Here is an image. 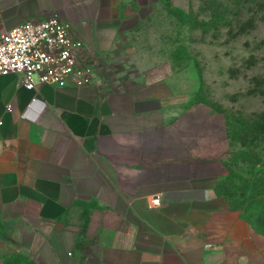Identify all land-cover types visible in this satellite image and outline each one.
<instances>
[{
    "label": "crops",
    "instance_id": "0c3cea01",
    "mask_svg": "<svg viewBox=\"0 0 264 264\" xmlns=\"http://www.w3.org/2000/svg\"><path fill=\"white\" fill-rule=\"evenodd\" d=\"M163 1L0 0V31L57 15L102 68ZM183 77L161 63L115 89L0 78V264H264Z\"/></svg>",
    "mask_w": 264,
    "mask_h": 264
},
{
    "label": "rangeland",
    "instance_id": "374dc122",
    "mask_svg": "<svg viewBox=\"0 0 264 264\" xmlns=\"http://www.w3.org/2000/svg\"><path fill=\"white\" fill-rule=\"evenodd\" d=\"M171 4L164 0L117 44L96 67V81L115 89L161 63L183 72L192 95L189 124L199 119L227 153L223 196L245 217L263 220L256 223L263 229L264 197L244 196L253 182L264 185V0H186L184 9Z\"/></svg>",
    "mask_w": 264,
    "mask_h": 264
},
{
    "label": "built area",
    "instance_id": "2783aa9c",
    "mask_svg": "<svg viewBox=\"0 0 264 264\" xmlns=\"http://www.w3.org/2000/svg\"><path fill=\"white\" fill-rule=\"evenodd\" d=\"M96 67L97 62L86 55L84 42L57 15L0 31V78L17 75L27 90L43 85L69 88L93 84ZM152 202L161 204L158 196Z\"/></svg>",
    "mask_w": 264,
    "mask_h": 264
},
{
    "label": "trees",
    "instance_id": "16d2710c",
    "mask_svg": "<svg viewBox=\"0 0 264 264\" xmlns=\"http://www.w3.org/2000/svg\"><path fill=\"white\" fill-rule=\"evenodd\" d=\"M249 193L248 195L244 196L246 198H263L264 197V185L263 184H256V182H253L251 184V186H249L248 188ZM244 216V215H243ZM255 218V217H254ZM253 217H245L244 219H246L258 232L264 234V228H259L258 224H263V220L260 222V220L258 219H254Z\"/></svg>",
    "mask_w": 264,
    "mask_h": 264
}]
</instances>
